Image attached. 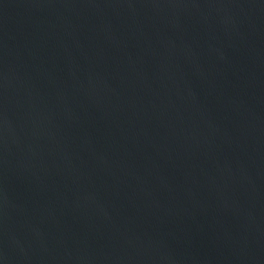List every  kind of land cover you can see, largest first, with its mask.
<instances>
[{
	"label": "water",
	"instance_id": "1",
	"mask_svg": "<svg viewBox=\"0 0 264 264\" xmlns=\"http://www.w3.org/2000/svg\"><path fill=\"white\" fill-rule=\"evenodd\" d=\"M0 264H264V0H0Z\"/></svg>",
	"mask_w": 264,
	"mask_h": 264
}]
</instances>
